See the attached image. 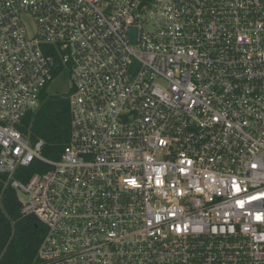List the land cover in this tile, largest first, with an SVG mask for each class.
I'll return each instance as SVG.
<instances>
[{
    "label": "built area",
    "instance_id": "1",
    "mask_svg": "<svg viewBox=\"0 0 264 264\" xmlns=\"http://www.w3.org/2000/svg\"><path fill=\"white\" fill-rule=\"evenodd\" d=\"M63 75L48 159L24 119ZM0 174L39 264H264V0H0Z\"/></svg>",
    "mask_w": 264,
    "mask_h": 264
},
{
    "label": "trees",
    "instance_id": "2",
    "mask_svg": "<svg viewBox=\"0 0 264 264\" xmlns=\"http://www.w3.org/2000/svg\"><path fill=\"white\" fill-rule=\"evenodd\" d=\"M48 87L40 96L39 108L24 119V127L33 143L44 142L42 154L45 158L59 159L69 142L71 131L70 92L51 93ZM36 166L35 163L19 171L17 178L25 181L24 175L31 177L36 172ZM22 206L18 191L11 187L9 177L0 174V264L40 263L38 250L46 231L35 216L22 213Z\"/></svg>",
    "mask_w": 264,
    "mask_h": 264
},
{
    "label": "rangeland",
    "instance_id": "3",
    "mask_svg": "<svg viewBox=\"0 0 264 264\" xmlns=\"http://www.w3.org/2000/svg\"><path fill=\"white\" fill-rule=\"evenodd\" d=\"M26 24H27L29 31L33 33L36 28L34 21L31 18L26 17ZM70 85L71 84L67 76L63 75L55 79L50 84V86L48 87V91L51 93L58 92L60 94H66L69 91ZM18 197L22 203L27 200L26 195L21 191L18 192Z\"/></svg>",
    "mask_w": 264,
    "mask_h": 264
},
{
    "label": "water",
    "instance_id": "4",
    "mask_svg": "<svg viewBox=\"0 0 264 264\" xmlns=\"http://www.w3.org/2000/svg\"><path fill=\"white\" fill-rule=\"evenodd\" d=\"M134 34H135V31L133 30V36H134ZM138 65H139V63L135 61V63H134V69H135Z\"/></svg>",
    "mask_w": 264,
    "mask_h": 264
}]
</instances>
